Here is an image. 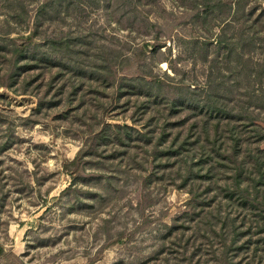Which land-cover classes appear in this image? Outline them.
I'll use <instances>...</instances> for the list:
<instances>
[{"label": "rangeland", "instance_id": "obj_1", "mask_svg": "<svg viewBox=\"0 0 264 264\" xmlns=\"http://www.w3.org/2000/svg\"><path fill=\"white\" fill-rule=\"evenodd\" d=\"M33 31L0 86V264H223L232 225L226 264H264V228L201 179L209 159L185 176L188 134L199 155L239 135L243 156V124H264V0H0V75L1 39Z\"/></svg>", "mask_w": 264, "mask_h": 264}, {"label": "trees", "instance_id": "obj_2", "mask_svg": "<svg viewBox=\"0 0 264 264\" xmlns=\"http://www.w3.org/2000/svg\"><path fill=\"white\" fill-rule=\"evenodd\" d=\"M34 34L35 32L33 31L28 35H20L17 37H7L6 39H1L7 40L8 45H11V55L9 57L8 67L4 72L1 73L2 75H0V86L8 87L11 85L12 79L13 77H15V75H17V72L20 67L18 59L25 60L26 53L30 51L29 48L31 46L35 47V44H33V42H35L33 40ZM219 39L222 42L221 38ZM146 45L147 44H145V47ZM3 46H5V44L0 41V48H3ZM142 53H144V51H142ZM261 76L262 73H259L258 77ZM117 78L119 80H121V78L123 79V77L118 75L117 72H111L107 77L109 81H117ZM28 85V82H26V85L24 86L26 87ZM25 89L26 88H24V90ZM250 93L251 97H254L255 100H258L261 108H264V91L257 92L254 90L250 91ZM251 99L252 98H250L249 100ZM44 100H46L44 95L39 97V102ZM216 102L206 104L204 107V112L207 111L209 108L212 110L211 114L212 112H214L215 116L218 115V110L216 111L217 104L223 106L224 110L228 111V109H226V106L229 105V101H225L223 97H220V99H218ZM194 107H197L196 103L194 104ZM231 107L234 108L233 105ZM255 121L256 120H253V123L251 124L250 122H245L243 124V127L245 129L251 126V129L249 130L251 134L248 137L249 141L251 140L250 138L253 137L252 141H250L253 146L249 143V146L247 147L248 152L245 153L243 156H240L239 151V147L241 145V136L239 135L237 137H234V144L231 152L223 151L224 148H222V146H216L214 154L204 148L201 150V153L199 155L191 151L193 147L189 148L193 142L199 143V137L194 135V138L192 139L191 135L193 134H188L187 145H189V147L187 151V156H185V159H187L185 160V162H187L185 176L187 178L193 177L195 167L199 168L200 166H202V163L205 159H209V165L207 166L208 169L205 172V175L202 174L201 179L205 176L204 179H206V181L214 182L217 181L218 178H222L225 183V187L223 188V197L226 198L227 205H231L232 207L236 205L237 208L239 207L242 210H246L247 213L245 212L244 215L247 216L248 214H250L249 220L253 221V223L254 221L256 222L254 223L255 226H253V228L255 227L254 229L257 230L259 228H264V226H262L261 224H264V124L261 125ZM173 144L174 142L171 143V145ZM180 147L184 146L180 145ZM216 164H224L225 166L223 173L220 177L217 176V174L215 175L214 173ZM78 165V155L72 159H65L62 162V167L73 178V181H75V178L78 174ZM213 189L215 188L213 187ZM202 205L205 206L206 204ZM229 218L230 217L226 215L223 223L226 224ZM245 218L246 217L243 216V219ZM248 225L252 227L251 224ZM232 226V240H230V244H226V241H224L225 248L223 249L222 253L219 254V260L222 261L223 264H226V262L229 261L230 254L228 251H230V249L232 250V248H230L232 247V243L234 244L236 242V236L241 233V231L237 232L238 228H236V226ZM256 232H259V230ZM121 238L122 237L118 236V239ZM246 242L242 244L247 245ZM254 243L258 245H264V236L261 238V240L257 239L256 241H254ZM6 253L7 252L5 251L4 246L0 244V256H4ZM9 255L14 258H18V255L13 252H9Z\"/></svg>", "mask_w": 264, "mask_h": 264}]
</instances>
